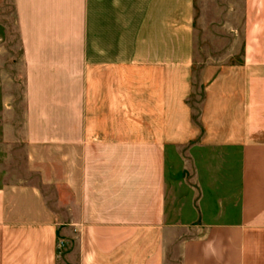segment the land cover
I'll return each instance as SVG.
<instances>
[{
    "label": "crops",
    "instance_id": "obj_1",
    "mask_svg": "<svg viewBox=\"0 0 264 264\" xmlns=\"http://www.w3.org/2000/svg\"><path fill=\"white\" fill-rule=\"evenodd\" d=\"M9 2L3 139L33 180L5 168L0 264H264V0H243L241 61L202 69L198 123L194 0Z\"/></svg>",
    "mask_w": 264,
    "mask_h": 264
},
{
    "label": "rangeland",
    "instance_id": "obj_2",
    "mask_svg": "<svg viewBox=\"0 0 264 264\" xmlns=\"http://www.w3.org/2000/svg\"><path fill=\"white\" fill-rule=\"evenodd\" d=\"M243 13V0H194V68L189 103L196 123L206 80L202 69L208 64L230 65L241 61ZM17 36L12 6L9 0H0V182L5 168L13 172L11 180H33L25 171L22 145L6 143L3 139L4 117L17 121L21 114ZM179 165L178 158L171 159L169 174L175 185L180 178Z\"/></svg>",
    "mask_w": 264,
    "mask_h": 264
}]
</instances>
